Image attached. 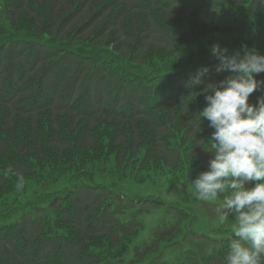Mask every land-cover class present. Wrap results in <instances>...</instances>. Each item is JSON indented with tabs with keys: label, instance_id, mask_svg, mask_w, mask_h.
Listing matches in <instances>:
<instances>
[{
	"label": "trees",
	"instance_id": "trees-1",
	"mask_svg": "<svg viewBox=\"0 0 264 264\" xmlns=\"http://www.w3.org/2000/svg\"><path fill=\"white\" fill-rule=\"evenodd\" d=\"M225 1L243 3L245 10H225ZM262 12L264 0H0V158L10 161L9 171L0 170V190L31 177L40 185L44 172L38 166L45 165L50 153L62 158L74 145L83 152L97 149L101 125L115 128L108 148L117 150L119 166L140 158L142 167L161 161L175 168L186 160L196 171L208 172L219 158L211 142L213 119L237 141L249 142L238 160L243 164L232 168V176L242 189H254L253 156L264 152V69L258 64L247 68V62L220 56L189 67H163L144 88L126 84L86 50L59 49L37 38L25 44L14 40L20 35L13 30L22 23L51 42H84L145 66L151 54L175 53L193 34H252L251 21ZM139 93L146 99L143 103ZM66 133L78 136L72 141ZM111 190L76 184L55 192L47 204L30 207L36 197L28 199L30 204L9 226L13 236L0 232V264H128L109 253L131 239L140 224L121 219L124 190ZM168 208L178 222L153 229L145 256H158L161 241H176L187 232L180 223L185 213ZM51 215L53 224L67 233H47ZM98 237L107 243L105 253H87L86 240ZM214 239L222 247L212 257L197 261L187 255L184 263L182 248L170 252V264L175 257L177 264H264V230L230 231ZM166 261L160 258L155 264Z\"/></svg>",
	"mask_w": 264,
	"mask_h": 264
},
{
	"label": "rangeland",
	"instance_id": "rangeland-1",
	"mask_svg": "<svg viewBox=\"0 0 264 264\" xmlns=\"http://www.w3.org/2000/svg\"><path fill=\"white\" fill-rule=\"evenodd\" d=\"M223 4L225 10L238 13L245 10L243 3L230 4L225 1ZM251 23L252 34L237 31L193 34L178 44V51L175 53L151 54L145 66L118 58L107 49L94 50L84 42L66 41L63 46L86 50L90 55L99 57L110 71L118 73L126 84L138 83L140 87L145 88L156 79V70L163 67L176 68L179 65L189 67L202 60L220 56L259 62L257 66L264 69V12L253 18ZM2 26L4 23L1 20L0 27ZM13 33L24 37L27 34H35V31L31 26L20 23L15 26ZM3 39L4 35H1L0 42ZM145 100V97L140 99L142 103ZM219 123V119H213L210 125L214 130L211 142L218 149L219 158L217 167L208 172L196 171L186 160L180 161L175 168L167 167L161 161L142 167L140 158L132 162L127 159L119 166L116 162L117 150L108 148L115 128L111 125H101L96 131L99 141L97 149L83 152L74 145L62 158H56L55 152L50 153L45 165L41 168L38 166L40 171L44 172L40 185H36L34 182L37 179L31 177L22 179L17 185L2 188L0 219L17 217L19 210L30 204L28 199L36 197L30 207L47 204L50 196H55V192L60 189L87 182L109 187L113 193L124 190L125 208L120 217L123 221L136 220L138 225L140 224L131 239L109 253L110 258L122 257L125 262L129 261L128 264H155L156 260L161 258L162 261L167 259L166 262L170 264L172 263L169 261L170 252L182 248L183 262L187 255L191 260L197 261L203 257L204 259L212 257L215 252L220 251L222 244L212 243L211 237L224 236L232 230L243 232L252 229L264 230V152L252 155L254 163L251 167V176L256 187L249 191L242 189L233 180L232 168L243 164L238 160L241 159V153L247 152L245 148L249 142L237 141L238 139L233 138L229 130ZM23 131L24 126L21 125L19 136ZM45 133L46 130L42 134ZM65 135L72 141L78 136L77 133ZM142 151L141 149L140 153L143 154ZM13 156L14 154L11 159ZM5 160L0 158V170L9 171L10 161ZM15 187L20 191L17 192ZM168 207L179 208L185 213L183 214L185 218L180 223L182 231L187 232L176 241L173 239L161 241L158 256L152 254L145 256L144 248L153 238V229L161 224L170 225L178 222L175 211ZM49 218L47 233L59 235L67 233L65 228L60 229L53 224V215ZM199 233L206 235L209 233L211 237L205 240L206 237H199ZM106 245L102 237L89 238L86 240V251L102 255L106 251ZM19 249L23 250V246L20 245ZM177 260H179L177 257L173 259L174 264H177Z\"/></svg>",
	"mask_w": 264,
	"mask_h": 264
}]
</instances>
